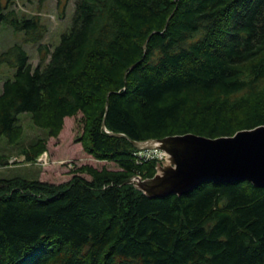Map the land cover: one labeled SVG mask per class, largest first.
Wrapping results in <instances>:
<instances>
[{"label": "trees", "instance_id": "1", "mask_svg": "<svg viewBox=\"0 0 264 264\" xmlns=\"http://www.w3.org/2000/svg\"><path fill=\"white\" fill-rule=\"evenodd\" d=\"M56 1L64 15L71 0ZM73 2L54 47L39 14L0 2V25L24 30L39 57L20 43L0 56L16 67L0 137L18 142L21 112L51 136L82 112L85 149L120 168L85 163L60 183L0 177V264H264V186L206 180L151 197L129 180L153 176L159 158L107 130L142 140L263 124L264 0ZM29 146L24 159H36L46 139Z\"/></svg>", "mask_w": 264, "mask_h": 264}, {"label": "rangeland", "instance_id": "2", "mask_svg": "<svg viewBox=\"0 0 264 264\" xmlns=\"http://www.w3.org/2000/svg\"><path fill=\"white\" fill-rule=\"evenodd\" d=\"M6 4L8 0H0ZM9 8H14L19 14H39L48 30L43 42L52 44L53 47L60 41L61 34L68 29L71 24V18L74 10V2L70 1L64 15L60 14L57 8L56 0H45L40 6L38 0H10ZM15 43L22 44L29 52L30 61L37 65L39 61L37 43L26 41L25 31L13 27L11 24L3 22L0 25V56L11 45ZM16 67L8 63L0 64V93L2 83L8 78H13ZM19 123L24 127V132L17 143H11L7 136L0 137V177L10 178L23 176L29 179H41L49 182L60 183L69 180L75 170L85 163L96 167L118 169L119 164L112 160L98 159L85 149L81 140L84 134V117L82 112L77 115L65 117L64 127L57 136H51L49 129L38 126L34 123L32 113L29 111L19 114ZM46 139V150L49 152L50 160L48 164H41L39 157L36 159H18L11 161L13 157L25 158V151H28L29 145ZM139 158L147 155H155L159 162L166 161L160 158V151L157 149L137 151ZM40 163H39V162ZM72 161L75 166L69 168L67 163ZM82 175L91 179V175L82 172Z\"/></svg>", "mask_w": 264, "mask_h": 264}, {"label": "water", "instance_id": "3", "mask_svg": "<svg viewBox=\"0 0 264 264\" xmlns=\"http://www.w3.org/2000/svg\"><path fill=\"white\" fill-rule=\"evenodd\" d=\"M103 126L107 129L105 120ZM107 130L129 138L139 149L167 152L169 162H159L153 176L135 175L129 180L151 197L185 194L206 180L249 179L264 186V123L216 137L185 132L137 140L125 132Z\"/></svg>", "mask_w": 264, "mask_h": 264}, {"label": "built area", "instance_id": "4", "mask_svg": "<svg viewBox=\"0 0 264 264\" xmlns=\"http://www.w3.org/2000/svg\"><path fill=\"white\" fill-rule=\"evenodd\" d=\"M143 150H151V149H143ZM157 150H159L160 151V158H162V159H164L165 157H166V153H165V151H163V150H160V149H157ZM140 151H142V150H140ZM155 155H145V156H142V157H154ZM39 158V161L41 162V164L43 163V164H48L49 163V160H50V155H49V152L47 151V150H45V151H43L39 156H38ZM18 159H24V158H18V156L17 157H13L12 159H11V161L12 162H14L15 160H18ZM166 159V158H165ZM38 161V162H39ZM39 162V163H40ZM67 166L69 167V168H73L74 166H75V164L72 162V161H70V162H68L67 163Z\"/></svg>", "mask_w": 264, "mask_h": 264}, {"label": "bare ground", "instance_id": "5", "mask_svg": "<svg viewBox=\"0 0 264 264\" xmlns=\"http://www.w3.org/2000/svg\"><path fill=\"white\" fill-rule=\"evenodd\" d=\"M165 153H166V160L168 161L169 160L168 154H167V152H165ZM159 172H162V170L159 169Z\"/></svg>", "mask_w": 264, "mask_h": 264}]
</instances>
